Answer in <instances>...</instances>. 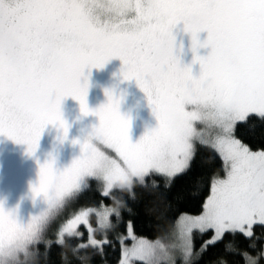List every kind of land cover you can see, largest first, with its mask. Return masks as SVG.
I'll list each match as a JSON object with an SVG mask.
<instances>
[{"label":"snow or ice","instance_id":"obj_1","mask_svg":"<svg viewBox=\"0 0 264 264\" xmlns=\"http://www.w3.org/2000/svg\"><path fill=\"white\" fill-rule=\"evenodd\" d=\"M180 23L196 76L179 59ZM114 58L157 121L135 143L111 90L87 104L85 69ZM67 97L99 123L70 165L39 166L38 214L25 221L0 203V264H264V0H0V135L33 155L51 124L62 143ZM202 150L201 166L221 164L189 176ZM154 219L162 235H137Z\"/></svg>","mask_w":264,"mask_h":264},{"label":"rangeland","instance_id":"obj_2","mask_svg":"<svg viewBox=\"0 0 264 264\" xmlns=\"http://www.w3.org/2000/svg\"><path fill=\"white\" fill-rule=\"evenodd\" d=\"M100 2H106V0H100ZM173 35L179 50L181 65H191L193 75H198L200 66L192 62L191 36L184 31L182 23L176 25ZM206 39V32L198 34L200 43ZM209 52L210 48L201 47L195 54L206 56ZM121 67V61L114 58L103 68H92L90 72L85 69L84 75L88 77L87 104L91 110L99 108L107 102L105 91L111 90L120 100V114L130 121L129 138L135 143L147 131L154 128L157 121L145 93L137 86L135 80L122 79ZM81 82L83 83V79ZM65 100L68 101L65 102ZM60 111L62 119L69 126L67 138L61 143L58 137L62 135V130L50 124L42 132L37 150L33 155L27 154L26 145L18 144L0 135V172L3 174L2 177L0 176V203L6 210H13L12 206L16 205L15 207L18 208L17 206L23 204L34 209L30 216L38 214L44 207L37 206L42 200L41 197L33 199L31 188L38 183L39 166L50 157L55 159V167L58 169L70 165L72 160L80 155V143L99 123L96 116L82 115L79 103L71 97L62 101ZM74 140L79 143L73 144ZM96 147L105 154L116 157L114 150L106 145L97 143ZM15 196L17 199H14ZM52 238L54 239V235Z\"/></svg>","mask_w":264,"mask_h":264},{"label":"trees","instance_id":"obj_3","mask_svg":"<svg viewBox=\"0 0 264 264\" xmlns=\"http://www.w3.org/2000/svg\"><path fill=\"white\" fill-rule=\"evenodd\" d=\"M97 88H100V87H97ZM67 101L68 100H65V102H67ZM237 136H238V138H240L239 132L237 133ZM243 139H244V142L249 143L251 147H253V148L256 147V144L252 140H250L249 138L243 137ZM207 156H208V153L203 151V150L198 152L197 159L193 163L192 170L188 173L189 176L195 175L199 172H202V171H204L207 168L212 167V166H215V167L220 166L221 161H220L218 156L216 157V159L214 161V165H203V166H201V161L203 159H206ZM114 158L118 159V157H114ZM0 176L1 177L3 176L2 172H0ZM185 179H187V176L185 174H180V179L177 180V184L181 183ZM19 198L22 199L21 197H19ZM14 199H17V196H15ZM91 199H99V197L96 196L95 193H93V194H91ZM91 199L82 197L80 204L91 203ZM41 200H42V198H41ZM105 202L110 203V201H107V200ZM201 204H202V201H200V202L192 201L187 205V210L189 212H191L192 214H196V213H198V211L201 207ZM15 206H12V208L15 209L16 212H18L17 215H19V218H21L22 220H25V221L30 217L31 213L34 212V209L29 208L28 205L22 204V205L17 206L18 208H16ZM37 206H41V207L43 206L44 207L45 205L43 203V200L41 202H39L37 204ZM142 210H143V208H142ZM146 211H147L148 215H150V216L153 215L152 210L150 208L147 209ZM164 226L167 227L166 224ZM136 233H137V235L145 236L146 238H149V239H156L160 235H162L161 230L156 227L155 219L153 220L151 227H149L147 224H145L142 228H137ZM57 252H58V249L54 245L53 246V255H52L53 260H58V256L56 255ZM117 255H118V253H117Z\"/></svg>","mask_w":264,"mask_h":264}]
</instances>
